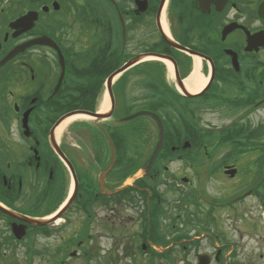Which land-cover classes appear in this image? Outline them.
<instances>
[{"label":"flooded vegetation","instance_id":"flooded-vegetation-1","mask_svg":"<svg viewBox=\"0 0 264 264\" xmlns=\"http://www.w3.org/2000/svg\"><path fill=\"white\" fill-rule=\"evenodd\" d=\"M90 35L95 40L92 45L87 43ZM26 45L24 52L7 60ZM56 46L66 68L58 92L62 66ZM77 46L81 52L75 51ZM36 53L40 57L46 53L47 65ZM125 64L130 67L120 79L135 87L136 96H171L174 102L171 107H156L151 99L142 98L130 104L147 102L148 108L141 110L157 113L165 130L174 133L151 167L158 134L146 160L140 162L135 154L120 158L121 132H126L128 142L133 132L149 137L153 130L158 133L157 125L141 119L125 129L119 125L117 107L110 125L98 121L76 125L77 142L65 133L57 135L59 122L79 110H71L76 105L73 96H79L82 111L95 112L86 96H102V77ZM196 73L206 84L193 93L188 82ZM204 111L236 118L222 126H201ZM261 112L264 0H0V264H22V255L29 264L39 255L34 237L50 240L59 235L65 245L50 255L60 260L90 259L87 242L119 243L115 234L119 218L106 215L110 223L106 229L112 234L107 236L102 229L109 223L93 215L95 205L111 208L110 214L120 205L142 213L137 239L149 260L165 261L179 246L184 253L189 240L169 242L171 253L158 252L169 239L165 242L160 233L157 239L147 231L154 223L153 213L159 215L165 202L160 177L170 170L168 165H183L193 169L194 176L180 179H189L192 186L197 182L201 192L200 165L207 164L210 170L220 165L230 182L239 173L234 156L255 152L261 168L264 125L252 122ZM226 146L231 150L217 156ZM169 175L170 180L178 176ZM258 175L259 182L243 193L234 190L232 194H237L232 198H227L231 192L223 195L224 200L199 195L188 198L187 204L201 210L210 222L219 219L222 210L245 206L250 200L264 216V178ZM110 183L118 186L111 188ZM76 209L78 221L72 220ZM27 219L50 224L35 226ZM93 219L97 224L92 229ZM206 229L193 240L209 236L213 264H229L225 250L232 244ZM126 237L133 239L128 233L121 243Z\"/></svg>","mask_w":264,"mask_h":264},{"label":"rangeland","instance_id":"rangeland-1","mask_svg":"<svg viewBox=\"0 0 264 264\" xmlns=\"http://www.w3.org/2000/svg\"><path fill=\"white\" fill-rule=\"evenodd\" d=\"M94 36L90 35L89 40H87L88 45L94 44ZM81 47H75L76 52H81ZM39 54V53H38ZM83 58L85 54L81 53ZM95 54V51L92 52V55ZM40 59L44 60L47 65V59L43 56L46 53H40L38 56L37 53L34 54ZM50 59V58H49ZM51 60V59H50ZM83 85V83H81ZM81 85V86H82ZM85 86V85H84ZM33 87V86H32ZM25 88L23 89V92ZM114 98L117 102V117L132 116L137 110L142 108H148L146 103H136L131 107V102L136 101L137 99L149 98L151 104H156L159 102L160 96H136L135 95V87L131 86L122 81L117 87L114 89ZM104 97L100 98L97 96L96 99L100 100L97 102L96 107H98L99 112H101V106L104 102ZM161 102V101H160ZM236 116H232L230 114H224L222 116L221 113H212L204 111L201 114L200 124L201 126L209 125L210 123L222 126L229 121H233ZM260 120V121H259ZM109 125L112 124V120L105 121ZM253 124H258V122L263 123L264 125V112L259 113L253 120ZM80 122V120L76 122H72L67 125L63 130V133L67 134L70 138V141L77 142L76 135L79 133V129H76V125ZM132 121L124 122L125 129H128L131 126ZM67 131V132H66ZM69 131V132H68ZM155 139L156 134H151ZM121 138H123V149L119 153L120 158L123 155L141 157V161H145L148 156V151L151 152L152 143H149V135H145L144 133H134L129 138L127 142V134L125 131L121 132ZM264 140V139H263ZM231 150L229 146L223 147L218 150L217 156H223L224 153ZM256 153L254 152L252 155H235L233 161L238 164V166L233 165L235 168L238 167V177L239 181L237 184L233 186V181H227L223 172L221 171V166L217 165L216 168L210 170L209 165L203 164L198 167V172L202 173L200 179L204 180V183L201 188V192L196 188L197 182L193 181L195 184L192 186L190 184L189 179L192 178L193 169H187L185 166H181L179 164L168 165V171H165V174H162L160 178H162L164 182V187H162V195L164 196V204L161 207V212H154L153 220L154 223L152 227L147 231H150L149 236L159 239L158 233L164 238V241H181V240H189L191 243L187 244L188 250L183 253L181 250V246L179 249H173L172 252H177L175 255H167L169 259L167 260H159V261H151L144 254L139 253V248L141 247V243L137 239V234L140 232V219L139 217L142 215L139 211L133 210L132 207L127 206L124 208L123 206H118L114 210V214H110V209L102 208L101 205H95L93 208L94 213L97 219H102L103 222H106V215L113 216V219L119 218V226L115 230V234L118 235L119 243L114 244L113 242L106 241L104 239L97 240L96 243L85 244L87 250L92 252V257L90 259H54L52 258L51 251H56L60 246L62 247L65 244H61L59 235L51 238L50 240L43 239L41 237L35 238V247L36 251H38L39 255L33 256L32 264H196L197 263V254L200 256H207L210 260V264L212 262L213 248L211 249L208 246V241H206L209 236L202 235L200 240H193V237L200 236V232L207 231L206 228H210V230L218 233L222 236L223 242H230L232 245L225 250V255L229 258V264H264V216L260 212L259 207L255 204L253 200L248 201L245 206L236 207L232 210H222L221 213L218 214L219 219L215 222H210L209 219L201 210L190 207L187 204L188 198H194L199 195L210 196L216 198L218 200H224L223 195L225 193L230 194L227 196L232 198V196L237 193L234 190H238L239 193H243L246 190L252 188L256 182L260 181L259 172L261 173L262 179L264 178V166L256 165L254 157ZM174 173L178 174L177 178L170 180V177L173 176L169 174ZM240 176V177H239ZM188 177L187 180H181L180 178ZM111 188H115L118 185L110 183ZM179 185V186H178ZM246 185V187L244 186ZM263 188H264V180H263ZM178 190H176V189ZM179 191H181L180 194ZM237 192V191H236ZM185 194V195H184ZM226 195V194H225ZM79 209H76L75 216L72 220L77 219V213ZM100 210L102 211L100 213ZM205 211V210H204ZM98 212V213H96ZM202 212V213H201ZM82 216V214H78ZM157 218H156V217ZM91 217V216H90ZM89 218V216L85 217ZM134 218V219H131ZM89 220V219H88ZM155 220L156 223H155ZM250 220V221H249ZM92 229L94 228L95 219L92 220ZM109 223V221L107 220ZM117 222V221H116ZM110 225L105 224L102 229V233L108 232L110 234V229L107 230L106 226ZM241 228V229H240ZM159 231H158V230ZM121 230L124 234L121 235ZM94 232V231H92ZM128 233L133 235V239L130 241L129 237L124 239V242L121 243V238L126 236ZM106 235V234H104ZM165 236V237H164ZM162 238V240H163ZM194 242V243H193ZM196 242V243H195ZM166 244V245H167ZM182 246L186 245L185 242L181 243ZM233 248H235L233 250ZM159 250L158 252H160ZM178 252L180 254L178 255ZM142 253V251H141ZM171 256V257H170ZM22 264H27L24 255H22V260H20Z\"/></svg>","mask_w":264,"mask_h":264},{"label":"water","instance_id":"water-1","mask_svg":"<svg viewBox=\"0 0 264 264\" xmlns=\"http://www.w3.org/2000/svg\"><path fill=\"white\" fill-rule=\"evenodd\" d=\"M45 44H47V42L44 41ZM30 44H33V43H30ZM29 45H26L24 46L23 48H20L16 51H14L13 53H11L7 60H9L11 57H13L14 55L18 54V53H21V52H24L26 47H28ZM130 67V65H126L125 67H123L122 69L118 70L117 72H115L107 81V89H108V93L110 95V98H111V110L107 113V114H91V113H87V112H83V111H78V112H75L73 114H71L70 116H74V115H77V114H82V115H86V116H89L91 118H94L98 121H101V120H105V119H108L112 116L113 112H114V109H115V100H114V95H113V91H112V84L113 82L117 79V77L122 74L124 71H126L128 68ZM60 84H61V81L59 82L57 88H56V92L59 90L60 88ZM189 97H192V96H189ZM140 116H149L151 118H153L157 124H158V127H159V142L157 144V147L152 155V158L149 162V165L150 167L154 164L156 158L158 157V155L160 154L161 150H162V147H163V144H164V139H165V131H164V126L162 124V121L161 119L155 115L154 113H150V112H141V113H138L130 118H127L125 119L124 121H127V120H133L137 117H140ZM33 224L37 225V226H44L47 224V222H42V221H33L32 222ZM23 236V235H22ZM21 237V236H19ZM199 264H210V260L207 256H201L199 257Z\"/></svg>","mask_w":264,"mask_h":264},{"label":"bare ground","instance_id":"bare-ground-1","mask_svg":"<svg viewBox=\"0 0 264 264\" xmlns=\"http://www.w3.org/2000/svg\"><path fill=\"white\" fill-rule=\"evenodd\" d=\"M198 63V62H197ZM198 66V65H197ZM188 86H189V89L190 91H192L193 93H196L198 91H200L206 84V81L205 80H201L199 79V76H198V73H196L188 82ZM110 99L108 96H105L104 97V102L102 103V106H101V111L102 113L104 112H107L110 108ZM86 118L84 115H81V114H78V115H75L71 118H69L68 120H66L60 127L59 129L57 130V135L59 136L63 130L65 129V127L69 124H71L72 122H76L78 120H82Z\"/></svg>","mask_w":264,"mask_h":264},{"label":"trees","instance_id":"trees-1","mask_svg":"<svg viewBox=\"0 0 264 264\" xmlns=\"http://www.w3.org/2000/svg\"><path fill=\"white\" fill-rule=\"evenodd\" d=\"M95 72V70H94ZM111 72V71H110ZM106 75H104L101 79V82H104V78H105ZM90 84L91 86H95L93 85L92 83H88ZM100 84V83H99ZM81 87V86H80ZM96 97L97 96H86V101H87V105L90 107L91 104H93V102L96 101ZM75 103H76V107L80 108L81 106L79 105V96H77V99L74 100ZM161 101V102H160ZM171 101L170 97L169 96H160V99H159V102L156 103V104H161L162 102H164L166 105L169 104V102ZM172 136H174V133H172Z\"/></svg>","mask_w":264,"mask_h":264}]
</instances>
